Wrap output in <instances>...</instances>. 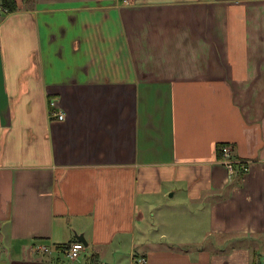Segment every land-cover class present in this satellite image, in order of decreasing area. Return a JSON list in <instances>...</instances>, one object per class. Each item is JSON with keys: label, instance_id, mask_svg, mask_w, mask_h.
Here are the masks:
<instances>
[{"label": "crops", "instance_id": "obj_1", "mask_svg": "<svg viewBox=\"0 0 264 264\" xmlns=\"http://www.w3.org/2000/svg\"><path fill=\"white\" fill-rule=\"evenodd\" d=\"M17 2L0 17V264L60 262L80 235L102 264H261L264 0ZM220 143L249 163L226 196Z\"/></svg>", "mask_w": 264, "mask_h": 264}, {"label": "built area", "instance_id": "obj_2", "mask_svg": "<svg viewBox=\"0 0 264 264\" xmlns=\"http://www.w3.org/2000/svg\"><path fill=\"white\" fill-rule=\"evenodd\" d=\"M129 0H125V2H128ZM55 102H52L51 105L54 106ZM53 114H57L60 119H63L65 115L61 112H57L56 110H53ZM221 156L219 157L220 161H222L225 166L228 169V172L231 176H234L237 168L240 167L244 171H247L249 168V163L244 160H239L234 155V147L231 144L225 143L221 146L220 149ZM34 249L37 252H44V253H50L53 252V248L48 245L44 244H37L34 246ZM86 249V245L83 241L77 240L73 243H70V245L65 249V255L69 257L72 260L78 259L83 251ZM142 263L146 262V259L141 260ZM261 264H264V260Z\"/></svg>", "mask_w": 264, "mask_h": 264}, {"label": "trees", "instance_id": "obj_3", "mask_svg": "<svg viewBox=\"0 0 264 264\" xmlns=\"http://www.w3.org/2000/svg\"><path fill=\"white\" fill-rule=\"evenodd\" d=\"M17 0H0V17L2 14L5 12H11L15 11L18 9V4ZM225 143H220L218 144V157L221 156V146ZM246 173L242 168L238 167L237 171L235 173V182L232 184H228L226 189L223 191L225 193L224 196L230 193L231 188L233 187L234 184H241L243 180V176ZM70 244H64L60 245L58 248L62 250L65 253V249L69 246ZM253 264H260L261 260V253H259L257 250L253 249ZM86 262L85 264H102L101 263V254L98 251H92L91 253L86 255Z\"/></svg>", "mask_w": 264, "mask_h": 264}, {"label": "rangeland", "instance_id": "obj_4", "mask_svg": "<svg viewBox=\"0 0 264 264\" xmlns=\"http://www.w3.org/2000/svg\"><path fill=\"white\" fill-rule=\"evenodd\" d=\"M36 251V250H35ZM37 252V251H36ZM39 254L45 255L46 253L44 252H37ZM86 255L87 253H83L79 258L78 261L74 262L75 260L70 259L67 257L65 254L61 255V261L60 262H51L52 257H50L49 264H85L86 261ZM28 258H31V256L28 255ZM41 264V262L39 263ZM47 264V263H46Z\"/></svg>", "mask_w": 264, "mask_h": 264}, {"label": "water", "instance_id": "obj_5", "mask_svg": "<svg viewBox=\"0 0 264 264\" xmlns=\"http://www.w3.org/2000/svg\"><path fill=\"white\" fill-rule=\"evenodd\" d=\"M78 238H79L80 241H83V242L87 245V241H86V239L83 237V235H80Z\"/></svg>", "mask_w": 264, "mask_h": 264}]
</instances>
